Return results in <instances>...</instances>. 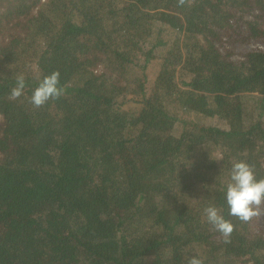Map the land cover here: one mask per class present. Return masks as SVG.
Wrapping results in <instances>:
<instances>
[{"label": "trees", "instance_id": "trees-1", "mask_svg": "<svg viewBox=\"0 0 264 264\" xmlns=\"http://www.w3.org/2000/svg\"><path fill=\"white\" fill-rule=\"evenodd\" d=\"M251 41L264 0H0V264H264V204L244 223L226 200L235 162L264 178Z\"/></svg>", "mask_w": 264, "mask_h": 264}, {"label": "clouds", "instance_id": "clouds-1", "mask_svg": "<svg viewBox=\"0 0 264 264\" xmlns=\"http://www.w3.org/2000/svg\"><path fill=\"white\" fill-rule=\"evenodd\" d=\"M186 0H178L184 5ZM60 71L55 70L46 75L34 89L30 102L35 108L44 106L49 100L59 99L64 92L60 87ZM26 87L25 78L19 75L16 85L10 90L9 99L17 100ZM231 183L227 185L226 200L230 207V216L238 218L241 222H250L260 214L261 205L264 204V178L257 179L253 165L245 160L235 162L231 170ZM207 221L220 233L225 243H230L234 224L224 218L214 205L204 209ZM188 264H204L203 260L193 256Z\"/></svg>", "mask_w": 264, "mask_h": 264}, {"label": "rangeland", "instance_id": "rangeland-1", "mask_svg": "<svg viewBox=\"0 0 264 264\" xmlns=\"http://www.w3.org/2000/svg\"><path fill=\"white\" fill-rule=\"evenodd\" d=\"M248 46L252 49H253V47L254 48H256V47L264 48V43L260 42V41H251L249 44H247L245 46V48L247 49ZM258 223H259L260 227L264 229V214L263 213H262L261 217L259 218Z\"/></svg>", "mask_w": 264, "mask_h": 264}]
</instances>
